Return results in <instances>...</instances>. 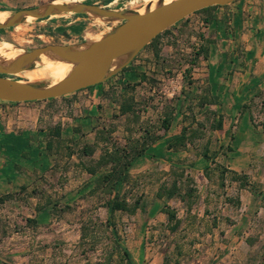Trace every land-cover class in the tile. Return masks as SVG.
Returning a JSON list of instances; mask_svg holds the SVG:
<instances>
[{
  "label": "rangeland",
  "instance_id": "1",
  "mask_svg": "<svg viewBox=\"0 0 264 264\" xmlns=\"http://www.w3.org/2000/svg\"><path fill=\"white\" fill-rule=\"evenodd\" d=\"M52 1L66 0H0V10L31 9ZM72 1H86L113 10L143 11L146 7L142 0ZM245 5L247 10L243 11ZM255 6L261 8L264 0H239L235 9L228 6L190 16L157 41L158 56L155 48L146 47L126 72L108 83L111 87L108 99L113 106L109 107L105 120L95 126L93 145L97 146V152L94 159L83 157L85 164L98 160L102 152L114 146L138 140L145 130L162 134V120L167 113L173 116L171 134H180L183 127L204 134L186 151L164 155L152 150L131 168L130 184L123 186L120 193L128 192L131 203L141 198L145 209L135 216L117 212L113 221L122 246L130 252L135 264H261L264 261V169L259 168L264 155L254 159L257 172L241 173L249 177L251 194H243L230 176L221 181L215 170L212 181H208L203 171L212 162L201 156L209 142L210 156L216 154L215 162L226 168L222 156L229 154V150L264 151V16L257 26L253 21L256 10L248 9ZM238 15L239 25L235 23ZM109 26L112 24L84 16L52 17L2 31L0 43L8 42L17 50L50 44H82L98 39ZM249 28H253L263 50L259 56L257 51H247L249 46L259 47L244 36ZM201 48L210 49L208 60L196 59ZM226 70L228 80L237 72H242L244 77L250 75L255 78L256 88L236 93L234 102H222L224 93L213 92V86H218V75ZM209 73L213 74L212 84ZM17 78L28 80L25 74ZM122 81L125 82L121 84ZM129 100L134 104L136 117L121 115V106ZM204 100H213L215 104L204 106ZM219 116L224 118V135L211 128ZM67 160L62 158L59 162L58 174H44L35 189L37 194H31L41 204L49 196L58 202L52 221L39 218L41 224L37 228L28 227L25 219L30 218L32 211L28 206L25 214L0 222V263L129 264L111 230L101 227L109 218L105 203L110 196L103 192L92 194L93 177L79 175L77 167L75 173L73 167L78 161ZM172 165L187 168L195 179L199 199L191 208L179 199L157 197L163 185L172 184ZM230 199H240L241 206L229 203ZM248 202L252 207L246 210ZM165 206L174 209L182 222L174 233L163 214ZM91 222L96 227L83 241L82 226Z\"/></svg>",
  "mask_w": 264,
  "mask_h": 264
},
{
  "label": "crops",
  "instance_id": "2",
  "mask_svg": "<svg viewBox=\"0 0 264 264\" xmlns=\"http://www.w3.org/2000/svg\"><path fill=\"white\" fill-rule=\"evenodd\" d=\"M229 7L235 9L237 8V3L231 4ZM246 7L247 5H245ZM248 9L256 10L255 20L253 19V21L258 26V20L263 19L264 16V6L261 8L256 6L249 7ZM245 10L247 8L244 9L243 7V11ZM239 17L240 15L235 20L237 25L239 23L241 24ZM245 23L248 24V22ZM246 24L243 26L244 29H246ZM249 29L251 30H247L244 36H246L248 41H254L256 45H259L258 38L253 33V28ZM247 51L249 53L257 51L256 56H259L263 50L260 45L259 47H255L254 45L249 46ZM227 74H229L228 70L218 75L220 78L217 84L218 86L215 84L213 86V92L224 93L222 102H234L236 100V93L239 94L242 91L248 92L256 88L253 85L255 78L250 77V75L245 74L244 77L242 72H237L232 75V79L228 80L226 79ZM132 75L130 72V80L133 79ZM240 76H243L244 79L241 80L239 78ZM208 77L212 84L213 74L209 73ZM123 82L125 81H122L121 84ZM108 83L109 81L101 87H95L73 94L75 96H66L63 101L59 99L57 102H0V198L14 194L11 201L0 204V222H3V219L6 222L7 219H11L14 215L25 214L28 206L32 207L30 218L36 219L38 225L41 224L38 221L39 218L53 220L56 214L52 212V208L49 209L48 207L43 211L37 212V206L41 202H36V199L31 197V194L33 190L38 188L39 179L44 174L53 175L54 173L58 174L60 172L58 165L59 162L61 163L62 158H67V161H70V151L78 152L86 145H93L95 143V126L105 120L104 117L107 116L109 107L113 106V103L108 99L110 95L108 91L111 89ZM219 101L217 99V102ZM57 130L61 133L60 138L55 137V131ZM171 133L172 129L168 137L178 135V133ZM152 150H156L158 153H163L164 155L172 154L171 151L167 150L165 144L152 148L149 153H152ZM263 155L264 151L255 149L243 150L240 148L222 156V160L229 170L240 174L245 173L251 175L254 171L257 172L254 164L257 160L254 159L260 156L263 157ZM78 157L79 155H73L71 157L73 161H78V165H74L73 167L74 172L77 167L79 175L91 176L84 171L81 165V161L83 162V160ZM67 163L70 164V162ZM259 168L260 170L264 169V161H260ZM102 172L104 171H101L98 176ZM95 179L96 177H93L91 180L92 188L94 187L93 182ZM23 187H26L27 191L20 194ZM241 192L243 194L250 193L248 190H241ZM251 207V202L245 205L246 210Z\"/></svg>",
  "mask_w": 264,
  "mask_h": 264
},
{
  "label": "water",
  "instance_id": "3",
  "mask_svg": "<svg viewBox=\"0 0 264 264\" xmlns=\"http://www.w3.org/2000/svg\"><path fill=\"white\" fill-rule=\"evenodd\" d=\"M236 1L175 0L165 4V0H158L154 10L152 6L145 4L143 11L113 10L86 1L72 4L52 1L36 8L5 11L9 14V19L5 23L0 22V32L32 21L68 15L84 16L112 26L107 27L98 39L86 43L50 44L30 50H18L22 54L11 62L0 58V102L32 103L60 99L102 85L130 66L166 30L196 12L215 6L226 7ZM29 18L32 20L28 21ZM44 57L71 65L72 70L57 83L51 79L48 82L42 79L31 81L27 78L25 81L17 78L40 69Z\"/></svg>",
  "mask_w": 264,
  "mask_h": 264
},
{
  "label": "trees",
  "instance_id": "4",
  "mask_svg": "<svg viewBox=\"0 0 264 264\" xmlns=\"http://www.w3.org/2000/svg\"><path fill=\"white\" fill-rule=\"evenodd\" d=\"M239 0L234 2L233 4L237 3ZM228 7V6H226ZM219 8H224L220 6H215L211 8H207L204 10H201L199 12H196L194 15L200 14V13H208L215 11ZM190 17L185 19L184 21H187ZM183 22V21H182ZM171 28L166 30L164 33L160 34L157 38H155L148 47L155 48L157 56L159 55V50L156 46L157 41L160 40V38L168 34L170 32ZM210 55V49L209 48H201L199 52L197 53L196 59L199 60H208ZM131 66L125 68L122 73L119 74L121 76L124 72H126ZM29 76L33 80H38L39 77H37L34 74L29 73ZM118 78V76H116ZM103 85V84H102ZM95 88V87H93ZM90 88V89H93ZM89 90V89H88ZM79 93V92H78ZM77 94V93H76ZM75 96V95H73ZM65 99V97L60 98ZM59 99H53V100H46V101H40V102H48L53 101L57 102ZM216 102V101H215ZM206 104H215L213 100H204L202 102V105ZM121 115H128L133 114L134 117H136V110L134 109V104L131 102V100L124 103L121 108ZM214 116H217L216 112H214ZM173 123V116L172 114L167 113L166 117L162 120V134H152L150 130H145L143 135L138 140H128V144L125 146H114L113 149L106 150L102 152L101 156L98 160H93L90 164H85L81 161V165L85 172H87L92 177H96L95 181L93 182L94 187L90 191L92 194H97L100 192H103L104 194L110 196L108 201L105 203V207L108 209L109 218L106 221V223L102 224L101 227H106V229L111 230L113 236L115 237L116 243L118 246L123 250V255L127 262L129 264H135L133 261L130 252L124 248L121 244V239L116 227V224L113 221V218L117 212H120L125 215L129 216H135L139 211H143L145 209V204L143 203V200L141 198L136 199L133 203H131L128 200V192L121 194L120 189L130 184L131 180V174L130 170L131 168L142 158H144L150 150L154 147H157L158 145L165 144L167 147V150L173 151V152H180V151H186L189 147L194 146L196 144V141L203 138L204 134H200L199 130H195L193 128L189 127H183L182 131L178 135H174L172 137L169 136V132L172 128ZM202 128H204V124H200ZM211 128L213 132L219 133L220 135L226 134L225 126H224V118L222 116H219V120L211 125ZM104 133H101V137H103ZM55 137L60 138L61 133L60 131H55ZM103 141H105L104 138H102ZM97 146L95 145H86L83 149L79 150L78 152H71L69 153V158L73 155H79L80 158L83 159V157L94 159V156L97 152ZM233 152V150H229ZM211 150H210V143L206 145L204 148L203 153L201 156L205 158L208 161H211L212 164L210 166H207L203 173L208 181H212L213 179V171H217V178L221 181L225 182L226 177L230 176L232 182H236L239 184L240 190H248L253 192V188L251 186V183L249 181V177L247 175H241L238 172L229 170L228 168H224L223 166L217 164L215 162V156H210ZM92 161V160H91ZM102 172L99 176L98 174ZM173 181L171 186L163 185L160 189V191L157 194V197L161 200L168 199V200H174L179 199L181 202L186 203L191 208L194 206L198 199V190L195 186V179L192 178L188 172V169L181 166V165H175L171 166ZM27 191L26 187H23L21 189V193ZM33 193L36 195L37 191L34 190ZM14 197L13 195H6L0 198V204H5L7 201H11ZM43 199V197L41 198ZM44 204H39L37 206V212L43 211L46 208L52 206V212L55 214L57 212L58 202L53 201L51 197L45 198ZM229 203H234L237 206H241V200L238 199L236 201H233L232 199L229 200ZM163 214L167 216L168 224L170 225V230L174 233L178 231V229L181 226V220L178 218L177 212L172 209L170 206H165L163 209ZM25 222L28 227L37 228L38 222L36 219L27 218L25 219ZM96 223L91 222L89 224L82 226V233H81V240H86L88 237H90L91 232L95 229ZM97 264H110V262H100ZM264 264V261L261 263Z\"/></svg>",
  "mask_w": 264,
  "mask_h": 264
},
{
  "label": "bare ground",
  "instance_id": "5",
  "mask_svg": "<svg viewBox=\"0 0 264 264\" xmlns=\"http://www.w3.org/2000/svg\"><path fill=\"white\" fill-rule=\"evenodd\" d=\"M145 4L152 6V10H154L157 7L158 0H142ZM175 0H165V4H170ZM77 2H82V1H72V0H67L65 3H77ZM9 19V14L7 12L0 11V22L5 23ZM32 18H29L28 21H31ZM26 26V25H25ZM19 29V28H18ZM27 29V28H25ZM22 32V31H21ZM20 32V33H21ZM91 36V35H89ZM87 36V37H89ZM22 53L16 49L13 48V46L8 43V42H3L0 43V58L5 61V62H11L15 60L18 56H20ZM41 68L37 70H33L31 72H27L26 77L31 80V81H36L33 80L30 76L29 73L36 75L39 77L38 80L40 79H51L55 83L63 80L68 76L70 71L72 70V66L62 63V62H56V61H51L49 58L44 57L42 62H41ZM24 76V75H23Z\"/></svg>",
  "mask_w": 264,
  "mask_h": 264
}]
</instances>
